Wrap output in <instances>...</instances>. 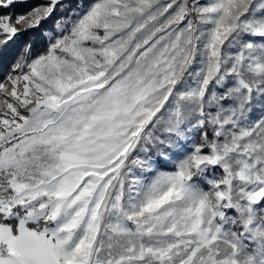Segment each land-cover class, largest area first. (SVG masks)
<instances>
[{
  "label": "snow or ice",
  "instance_id": "obj_1",
  "mask_svg": "<svg viewBox=\"0 0 264 264\" xmlns=\"http://www.w3.org/2000/svg\"><path fill=\"white\" fill-rule=\"evenodd\" d=\"M0 0V264H264V0ZM16 25H21L20 28Z\"/></svg>",
  "mask_w": 264,
  "mask_h": 264
},
{
  "label": "trees",
  "instance_id": "obj_2",
  "mask_svg": "<svg viewBox=\"0 0 264 264\" xmlns=\"http://www.w3.org/2000/svg\"><path fill=\"white\" fill-rule=\"evenodd\" d=\"M36 4L37 1L17 3L7 11L23 14L30 11ZM61 15L63 13L57 10L51 18L42 21L39 27L21 33L5 48L0 49V81L9 73L10 67L23 53L25 45L31 44L33 56L44 51L46 44L44 33L53 29L55 19Z\"/></svg>",
  "mask_w": 264,
  "mask_h": 264
},
{
  "label": "rangeland",
  "instance_id": "obj_3",
  "mask_svg": "<svg viewBox=\"0 0 264 264\" xmlns=\"http://www.w3.org/2000/svg\"><path fill=\"white\" fill-rule=\"evenodd\" d=\"M26 1H37V4L34 6V7H36L37 5H41V4H45V3H47L48 2V0H26ZM33 7V8H34ZM32 10V9H31ZM30 10V11H31ZM29 11H27V12H25V13H28ZM14 15H13V19H15V15H19V14H21V13H15V12H12ZM25 13H23V14H25ZM16 27H18V28H20L21 27V25H16ZM30 30V29H29ZM47 31H50V30H47ZM47 31H45V32H47ZM23 32H25V31H23ZM23 32H21V33H23ZM12 67V66H11ZM11 67H10V69H9V72L11 71ZM6 77V76H5ZM4 77V78H5ZM4 78H3V80H4ZM2 81V80H1Z\"/></svg>",
  "mask_w": 264,
  "mask_h": 264
}]
</instances>
